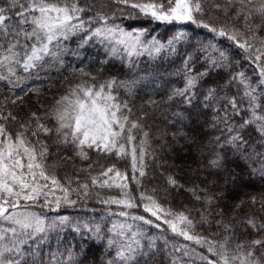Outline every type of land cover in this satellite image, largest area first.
Listing matches in <instances>:
<instances>
[{
    "label": "snow or ice",
    "instance_id": "6c2138e0",
    "mask_svg": "<svg viewBox=\"0 0 264 264\" xmlns=\"http://www.w3.org/2000/svg\"><path fill=\"white\" fill-rule=\"evenodd\" d=\"M110 5H116L120 13L125 8L132 9L129 19L143 16L150 22L190 23L206 29L214 39L230 42L228 47H221L219 42L201 45V51L215 53L206 55L203 71L194 67L199 56L186 55L183 59L185 86L174 89L164 100L157 101L149 95L145 101L147 109L164 112L166 123L173 122L167 115V106L180 98L185 107L183 111H174L172 117L178 122H190L183 127L198 122L207 110L213 112V127L224 125L222 134L214 138L205 165L211 179L204 183L211 184L213 190L209 192L196 185L186 189L200 202L201 208L177 212L166 207L154 194L140 191L138 196L133 195L129 174L115 164L105 167L99 159L93 161L90 155L93 152L98 157L130 158L131 181L139 187L148 177V161L156 159L151 150L152 137L144 123L149 112L137 114L130 100L121 98V90L131 96L141 84L151 85L152 81L147 76L131 80L115 76L100 79L98 74L83 67L73 68V74L84 79H78L63 94L54 97L51 108L42 115L31 111L24 120L18 113L6 110L5 101L9 97L0 101V264H95L96 257L90 255L92 246L88 241L102 238L104 229L100 223L74 220L67 215L49 220L30 210L37 206L52 211L72 207L78 200L91 199L94 189H117L115 196L104 197L97 192V202L108 206L107 216L124 218L110 222L106 242L111 255L104 264H156L161 251L159 239L163 240L169 264H194V259L201 264H264V195L240 199L230 208L227 205L232 198L230 193L243 179L235 161L240 160L249 167V176L258 174L264 180V0H106L101 3L97 0L90 3L0 0V82L9 88H18L33 74L39 79L41 71H60L65 67L63 57L67 54L64 41L81 32L86 38H82L80 47L93 38L107 42L106 56L127 58L129 67L135 66L134 57L145 52L158 55L167 48L175 53L176 43L186 38L180 32L165 45L155 37H148L147 29L125 30L115 23V12L104 11ZM213 12L226 22H210ZM97 23L99 26L91 27ZM231 48L239 50L234 55L243 53V59L253 66L255 80L244 71H232L235 65L229 56ZM98 63L103 66L108 59ZM221 73L227 78L208 84L210 76L220 77ZM53 86L55 81L49 85ZM232 86L237 91L229 95ZM201 88L205 90L200 92ZM28 92L39 94V88H29L24 95ZM17 101L23 102V96L10 99L13 105ZM11 124H17L18 128L12 129ZM249 127L255 129L257 140L245 135ZM48 137L52 138V145L45 139ZM172 139L181 150L193 142V137L183 128H178ZM53 145L71 150L74 158L85 162L87 167L79 168L71 177L66 176L62 183L49 171L47 163ZM94 165L101 168L97 175L90 171ZM80 172L87 176L83 182L79 179ZM165 185L177 192L185 190L175 174H165ZM73 193L77 199L72 198ZM111 206L120 210L113 211ZM140 208L147 215L132 211ZM194 210L196 217L192 215ZM144 226L157 229L161 236L149 235ZM163 226L204 251L198 252L187 244L169 247ZM65 228L82 239L86 237L84 245H77L75 249L69 246L63 252L59 248L55 251L46 248L49 233L59 234Z\"/></svg>",
    "mask_w": 264,
    "mask_h": 264
},
{
    "label": "trees",
    "instance_id": "16d2710c",
    "mask_svg": "<svg viewBox=\"0 0 264 264\" xmlns=\"http://www.w3.org/2000/svg\"><path fill=\"white\" fill-rule=\"evenodd\" d=\"M82 2H91V0H82ZM106 2V0H97V3ZM106 12H115V23H121L125 26H144L149 33L164 34L168 31H179L185 34V39L178 41L176 52L169 56H161L154 60L151 64L138 63L137 69L132 70L127 64L126 60L121 57L112 58L106 56V51L100 42H95L96 39L89 40L83 47L79 45L82 42V38H86V34L78 33L77 37H70L64 44L67 48V54L64 55L65 67L60 71L55 69L39 72V79L35 78V74L26 82H21L18 88H9L4 82H0V101L4 100V97H9V101H5L6 110H11L14 113H18L24 120H27V114L31 111H36L41 115L49 110L52 106L54 97H58L63 94L69 85L75 84L78 79L82 80L84 77L79 74H73V68H85L86 71H90L93 74H98V78L107 79L115 76L120 80L137 79L141 76H147L152 81L151 85L141 84L135 89L133 95L129 96L124 90H121V98L129 99L130 103L134 107V111L139 114L141 111H148L149 116L144 121L146 130H149L152 145V151L156 154V159L148 161V177L142 181V184L138 187L131 181V162L128 158L118 159L115 156L98 157L96 153H90L93 161L99 159L100 164L105 167L115 164L121 171H126L129 174V185L133 195L138 196L140 191H148L151 194L156 195L166 207L172 208L174 211H183L187 209L201 208L200 202L196 201L192 193L186 189L193 187L194 185L207 188L211 192L212 185L205 184L204 181L211 179L208 177V169L205 167L213 149V141L216 136L222 134L223 124L213 127V112L207 110L203 115L199 117L198 122L190 124V127H183L190 122L177 121L175 117H172L174 111H183L184 105H182L177 98L176 101L167 106V115L172 119V123H166L164 119V112L147 109L145 101L149 95H153L157 101L164 100L169 93L174 89L183 88L185 86V72L183 71V59L186 55H191L193 58L199 56L200 60L194 65L198 71H203V65L206 55H215L209 51L205 53L201 51V45H207L209 42H219L221 47H228L230 42L223 38L214 39L206 29L198 28L190 23L181 24L173 22L171 24L150 22L148 18L140 16L137 19H129L128 13L133 12L130 8H125L123 13L116 10V5H110L109 8H105ZM91 15V14H86ZM86 18V17H85ZM207 19V18H206ZM109 22H112L110 20ZM210 22L214 24L225 23L224 17L217 18L215 12L210 14ZM99 24H93L91 27H97ZM239 52L238 49L231 48L229 50V56L232 57L235 67L232 71H244L253 80L256 77L253 75V66H250L248 62L243 59V53L240 55H234ZM78 53V55H74ZM108 59V63L101 66L99 61ZM227 70H225L226 72ZM147 72V74H145ZM23 76H27L25 73H20ZM221 78L226 79V75L221 73L218 77L215 74L208 78V84H214L219 82ZM55 81V86L49 87L52 82ZM29 88H39V94L35 92H28L24 95V92ZM143 89V90H142ZM205 89L201 88L200 92ZM237 91L236 86H232L228 91L229 95H232ZM15 95L23 96V102L17 101L16 105L10 103V99L15 98ZM202 99V96L199 97ZM143 106V107H142ZM240 117H237L239 120ZM12 129H17V124H11ZM178 128L183 130L193 137V142L187 143L183 149L179 145L173 142L172 134L176 132ZM190 128L192 129L190 131ZM164 133L168 135L163 136ZM227 135V133H224ZM245 135L250 137L253 141L258 139V135L253 127H249ZM47 142L52 145V138H45ZM171 145V147H161L162 145ZM181 145H184V141H181ZM51 155L49 156L47 163L49 165V171L57 176L63 183L66 176L71 177L74 173H77L79 168H86L87 164L81 162L79 159L74 158L71 150H65L52 146L50 148ZM65 157H73L71 160H65ZM229 158L232 159V154L229 153ZM235 164L239 165L236 170L243 177L240 182V186L232 193V197L228 202V208H230L235 202L240 199H247L250 196H262L264 195V180L259 178L258 174L249 176V167L237 160ZM259 167L258 165L256 166ZM93 175H97L101 168L99 165H94L90 170ZM79 179L83 182L87 179L86 173L80 172ZM165 174H175L180 183L185 186V190L177 192L168 188L165 185ZM72 187H77V182L74 181ZM155 190V191H154ZM99 192L101 196L107 197L109 195H118L117 189H94L92 198L88 201L78 200L77 205L72 207H62L59 211H52L49 208L33 207L30 210L35 211L49 220L57 216L67 215L72 219H79L86 222L100 223L104 229L102 238L96 240H89L88 244L92 246V252L90 255H95V264H104V261L111 255L106 242L108 236L107 229L111 227L110 222H115L118 216H107V207L97 202L96 193ZM60 195L59 192L56 193ZM73 199H77L75 193L72 195ZM112 209L117 208L111 206ZM248 205H245V209ZM227 210V209H226ZM193 217L197 216V211H192ZM149 235L161 236V232L155 228H149L144 226ZM205 228L207 226H204ZM199 228V226H198ZM203 233V229H199ZM206 234V233H205ZM169 241V247L172 244L180 245L187 244L190 247L196 248L198 252H203L204 249L193 244L190 241H185L182 237L174 234H166ZM84 239L81 235L71 231L70 228H65L59 234L56 232L49 233V240L46 248L55 251L59 248L60 252L64 251V248L71 246L73 249L77 245H84ZM158 246L161 248L160 253L156 257V264H169V257L167 252L163 249V240L157 241ZM66 255V254H65ZM176 255H180L177 253ZM194 264H201L198 259H194Z\"/></svg>",
    "mask_w": 264,
    "mask_h": 264
},
{
    "label": "rangeland",
    "instance_id": "374dc122",
    "mask_svg": "<svg viewBox=\"0 0 264 264\" xmlns=\"http://www.w3.org/2000/svg\"><path fill=\"white\" fill-rule=\"evenodd\" d=\"M109 23H112V22H109ZM116 24H118V25H120L121 27H124L125 28V30H136V29H146L144 26H135V25H131V26H125V25H123V24H121V23H116ZM181 31H179V33H180ZM147 33H148V37H155L156 38V40H158L160 43H162V44H165V45H167V41L169 40V39H171L174 35H177L178 34V32L177 31H168V32H166V33H164V34H158V33H149L148 31H147ZM78 35L76 34V35H72V37H77ZM93 39H96V38H93ZM92 40V39H91ZM90 42V41H89ZM95 42H97V44H98V42H100L98 39H96V41ZM101 43V42H100ZM102 44V46H103V49L106 51V49L108 48V44H107V42H105V43H101ZM177 46H178V42L176 43V45H175V47L177 48ZM172 53L171 52H169L168 50H167V48L164 50V51H162L160 54H158V55H149L147 52H145L143 55H140V56H137V57H134L133 59H134V61H135V66L134 67H130L132 70H136L137 69V66H138V63L139 62H142V63H144V64H151L154 60H156V59H158L159 57H161V56H169V55H171ZM121 58H124V57H121ZM124 60H126V62H127V64H128V60H127V58H124ZM129 65V64H128ZM145 74H147V72H145ZM129 159V161L131 162V160H130V158H128ZM146 194H151L150 192H148V191H146L145 192ZM113 211H119L120 209L119 208H115V209H112ZM134 213H136V214H139V215H147L146 213H144L143 212V210H142V208H140V209H133L132 210ZM124 218H121V217H118L117 218V220L116 221H122ZM129 223H134V222H132V221H128ZM135 223H138V222H135ZM164 227V229L166 230L165 231V233H164V235H166V234H172L170 231H168L167 230V226H163Z\"/></svg>",
    "mask_w": 264,
    "mask_h": 264
}]
</instances>
